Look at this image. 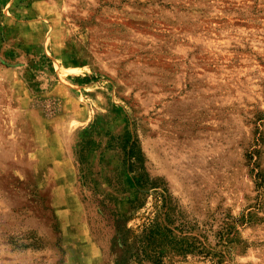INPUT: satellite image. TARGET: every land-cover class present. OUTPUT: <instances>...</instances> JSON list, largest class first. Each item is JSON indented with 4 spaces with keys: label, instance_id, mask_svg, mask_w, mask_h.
<instances>
[{
    "label": "rangeland",
    "instance_id": "1",
    "mask_svg": "<svg viewBox=\"0 0 264 264\" xmlns=\"http://www.w3.org/2000/svg\"><path fill=\"white\" fill-rule=\"evenodd\" d=\"M161 197V264H264V0H0V264H136Z\"/></svg>",
    "mask_w": 264,
    "mask_h": 264
},
{
    "label": "trees",
    "instance_id": "2",
    "mask_svg": "<svg viewBox=\"0 0 264 264\" xmlns=\"http://www.w3.org/2000/svg\"><path fill=\"white\" fill-rule=\"evenodd\" d=\"M72 82L80 85H88L96 81V77H73ZM131 147H134L131 144ZM163 212L156 213L153 219H146L135 230L122 223L112 210L106 212L105 217L111 223L114 231V245L119 249L124 260L136 264H161L162 258L167 254L184 255L196 250V242L193 237L190 239H178L173 235V230L180 233L185 227L178 225L171 220L166 199L161 197ZM101 207L105 209L102 205ZM104 211L101 210V213ZM175 226V227H171Z\"/></svg>",
    "mask_w": 264,
    "mask_h": 264
}]
</instances>
